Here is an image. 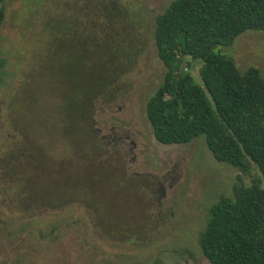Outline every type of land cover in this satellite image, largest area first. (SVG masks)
Masks as SVG:
<instances>
[{"label":"rangeland","instance_id":"obj_1","mask_svg":"<svg viewBox=\"0 0 264 264\" xmlns=\"http://www.w3.org/2000/svg\"><path fill=\"white\" fill-rule=\"evenodd\" d=\"M3 1L0 264H209L198 246L209 207L220 196L232 197L235 183L264 182L252 164L242 173L215 161L202 137L171 145L154 139L145 104L165 67L157 58L152 28L172 0ZM109 1L121 8L108 23L100 14ZM91 25L95 37L110 33L117 55L132 59L117 80L115 95L95 109L94 127L97 137L107 141L105 156L134 183H116L123 178L121 169L114 167L112 173L105 165L109 181L99 168L102 182L98 176L92 183L96 193L86 192L99 213L81 205L83 189L77 194L80 206L38 211L37 204L51 202L55 183L63 190L87 182L83 161L63 165L60 159L69 151L52 147L57 118L49 100L57 87L54 64L70 59L69 52L55 51L52 41H67ZM214 51L231 57L240 71L257 68L264 78V32L246 31L232 46ZM200 66L190 58L182 63L197 82ZM38 146L42 162H37ZM66 195L76 194L67 190Z\"/></svg>","mask_w":264,"mask_h":264},{"label":"trees","instance_id":"obj_2","mask_svg":"<svg viewBox=\"0 0 264 264\" xmlns=\"http://www.w3.org/2000/svg\"><path fill=\"white\" fill-rule=\"evenodd\" d=\"M105 7L100 18L109 23L121 7L116 1ZM4 18V1L0 0V28ZM93 27L85 31L81 27L67 41H52L55 51L69 52L70 59L54 64L52 78L57 87L49 100L57 118L52 136L57 142L52 147L59 144L69 151L60 159L63 165L82 160L87 182L63 190L55 183L51 202L37 204L38 211L80 206L77 194L83 189L81 205L99 213L100 207L86 192L96 193L92 183L98 176L102 182L99 168L107 178L105 165H110L112 173L114 167L121 169L124 179L116 183H134L124 168L105 156L107 141L97 137L94 127L95 109L115 95L117 80L132 66V59L121 52L117 55L110 33L95 37ZM246 31L264 32V0H172L154 18L152 38L165 72L146 100L145 116L158 143L187 144L202 137L215 161L242 173L252 164L264 182V78L257 68L240 71L231 57L214 51L217 46H232ZM185 58L201 62L199 82L182 67ZM36 158L42 162L40 153ZM67 190L76 195L67 196ZM232 193V197L220 196L209 207L198 238L200 252L209 264H264V186L260 181L238 182Z\"/></svg>","mask_w":264,"mask_h":264}]
</instances>
